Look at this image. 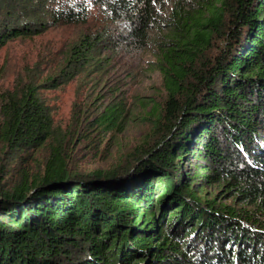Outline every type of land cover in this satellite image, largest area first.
Listing matches in <instances>:
<instances>
[{"label":"trees","instance_id":"trees-1","mask_svg":"<svg viewBox=\"0 0 264 264\" xmlns=\"http://www.w3.org/2000/svg\"><path fill=\"white\" fill-rule=\"evenodd\" d=\"M67 25L57 72L2 96L10 163L49 154L40 176L0 182V264H264V0H0V47ZM137 53L164 90L144 142L69 171L39 90L132 71Z\"/></svg>","mask_w":264,"mask_h":264},{"label":"rangeland","instance_id":"rangeland-1","mask_svg":"<svg viewBox=\"0 0 264 264\" xmlns=\"http://www.w3.org/2000/svg\"><path fill=\"white\" fill-rule=\"evenodd\" d=\"M79 31L73 26H58L31 39H14L1 46L0 108L5 92L29 80L39 83L56 73ZM137 55L132 71L114 67L104 73L88 72L58 88L39 90L50 112L54 137L64 147L69 171L86 174L112 169L144 142L149 131L150 104L160 103L164 90L160 75L147 67L152 57ZM109 103L120 104L122 113L119 127L105 129L96 119ZM48 154L49 149L42 148L27 156L25 163H10L0 143L1 184L9 181V175L16 182L19 170L25 169L32 178L40 176ZM6 170L9 173L4 177Z\"/></svg>","mask_w":264,"mask_h":264},{"label":"water","instance_id":"water-1","mask_svg":"<svg viewBox=\"0 0 264 264\" xmlns=\"http://www.w3.org/2000/svg\"><path fill=\"white\" fill-rule=\"evenodd\" d=\"M122 176V175H121Z\"/></svg>","mask_w":264,"mask_h":264}]
</instances>
